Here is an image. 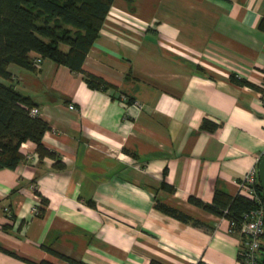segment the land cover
I'll return each mask as SVG.
<instances>
[{"label": "crops", "instance_id": "0c3cea01", "mask_svg": "<svg viewBox=\"0 0 264 264\" xmlns=\"http://www.w3.org/2000/svg\"><path fill=\"white\" fill-rule=\"evenodd\" d=\"M263 16L264 0H112L82 64L114 85L106 90L34 51L37 69L10 63L14 86L49 124L42 142L64 166L26 140L25 158L0 167V244L58 264L47 246L92 264H240L229 219L187 197L243 192L242 177L257 169ZM204 118L217 126L201 127ZM0 264L30 263L0 250Z\"/></svg>", "mask_w": 264, "mask_h": 264}, {"label": "trees", "instance_id": "16d2710c", "mask_svg": "<svg viewBox=\"0 0 264 264\" xmlns=\"http://www.w3.org/2000/svg\"><path fill=\"white\" fill-rule=\"evenodd\" d=\"M111 2L112 0H0V76L8 80H0V167L15 168L25 158L19 146L26 140L34 143L39 158L52 157V165L56 169L64 166L59 155L42 142V135L49 128V124L38 113L30 112L35 102L14 86L8 65L14 63L27 69H37L34 58L30 55V52L34 51L42 58L51 59L72 71L80 72L90 88L106 90L108 87H114L105 78L82 66ZM258 25L264 28V16L260 18ZM230 79L239 84L258 87L246 78L236 77L232 73ZM216 126V123L206 118L201 122V127L205 129L210 130ZM161 186L172 189V186L164 181ZM254 188L264 205V195L257 172ZM187 200L205 211L227 217L233 222L232 227L235 229L239 228L245 214L257 206L255 199L244 191L231 195L215 189L210 201L193 194L188 195ZM41 202H47L42 195ZM154 207L184 222L201 224L199 219L181 208L159 199H155ZM42 211L43 207H40L39 214ZM262 240L261 264H264V236ZM46 248L65 261L64 264H92L68 256L50 246ZM0 250L30 264H58L47 258L31 260L1 244ZM147 264L166 263L157 258H150ZM195 264H202V261L198 260Z\"/></svg>", "mask_w": 264, "mask_h": 264}, {"label": "built area", "instance_id": "2783aa9c", "mask_svg": "<svg viewBox=\"0 0 264 264\" xmlns=\"http://www.w3.org/2000/svg\"><path fill=\"white\" fill-rule=\"evenodd\" d=\"M261 89L260 93L264 97V84L261 86ZM38 111L37 106L30 108V112L33 114H37ZM255 173L254 169L245 173L241 179L240 187L255 199L257 206L245 214L239 228H233V222L229 221L231 230L238 233L242 239L238 252L240 264H261V254L263 252L264 205L254 188Z\"/></svg>", "mask_w": 264, "mask_h": 264}, {"label": "water", "instance_id": "95a60500", "mask_svg": "<svg viewBox=\"0 0 264 264\" xmlns=\"http://www.w3.org/2000/svg\"><path fill=\"white\" fill-rule=\"evenodd\" d=\"M257 176L259 179V182L262 186V193L264 195V152L262 153L258 163H257Z\"/></svg>", "mask_w": 264, "mask_h": 264}, {"label": "rangeland", "instance_id": "374dc122", "mask_svg": "<svg viewBox=\"0 0 264 264\" xmlns=\"http://www.w3.org/2000/svg\"><path fill=\"white\" fill-rule=\"evenodd\" d=\"M13 65H14V64H12V66H13ZM0 80L3 81V82H7V79L4 78V77H1V76H0Z\"/></svg>", "mask_w": 264, "mask_h": 264}]
</instances>
